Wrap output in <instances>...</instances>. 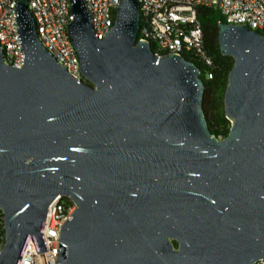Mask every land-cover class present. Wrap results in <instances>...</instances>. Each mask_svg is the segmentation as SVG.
Returning <instances> with one entry per match:
<instances>
[{
	"label": "water",
	"instance_id": "1",
	"mask_svg": "<svg viewBox=\"0 0 264 264\" xmlns=\"http://www.w3.org/2000/svg\"><path fill=\"white\" fill-rule=\"evenodd\" d=\"M70 3L68 31L88 82L44 47L27 0L17 18L25 63H6L0 47V264L19 263L28 235L45 248L58 194L77 204L62 226L60 264L264 257V33L219 22L234 65L224 100L231 127L218 138L200 67L180 53L158 57L138 39L140 0H121L101 39L85 1Z\"/></svg>",
	"mask_w": 264,
	"mask_h": 264
},
{
	"label": "built area",
	"instance_id": "2",
	"mask_svg": "<svg viewBox=\"0 0 264 264\" xmlns=\"http://www.w3.org/2000/svg\"><path fill=\"white\" fill-rule=\"evenodd\" d=\"M92 19V29L98 38L110 32L116 20L121 0H84ZM34 18L39 40L65 68L80 80L85 79L80 58L74 47L68 24L74 18L70 0H27ZM213 7L224 21L242 23L254 30L264 31V0H140L142 24L139 39H149L154 54L160 57L171 52L202 56L204 33L197 17L199 7ZM18 0H0V47L5 62L22 66L26 53L18 25ZM201 75V74H200ZM211 74H207L209 78ZM76 202L68 195L58 194L51 202L43 230L45 248L39 250L34 238L27 236L18 264H60L61 230L64 222L76 209ZM0 225L5 229L4 212L0 208ZM6 235L0 244H5ZM252 264H264V257Z\"/></svg>",
	"mask_w": 264,
	"mask_h": 264
},
{
	"label": "trees",
	"instance_id": "3",
	"mask_svg": "<svg viewBox=\"0 0 264 264\" xmlns=\"http://www.w3.org/2000/svg\"><path fill=\"white\" fill-rule=\"evenodd\" d=\"M197 17L204 33L205 55L211 60L207 63L202 56L189 54L187 59L194 61L201 70V76L205 82L203 109L210 131L218 138H225L231 127V120L225 111V90L231 68L234 65V58L225 55L221 51L218 40L219 22L224 21L220 11L213 7H199ZM143 25H146L142 19ZM143 26H141L142 28ZM141 28L138 32V39ZM264 33V31H262ZM152 49L154 46L152 45ZM207 74H211L206 78ZM5 229L0 225V244L4 240ZM177 245V243H175Z\"/></svg>",
	"mask_w": 264,
	"mask_h": 264
}]
</instances>
